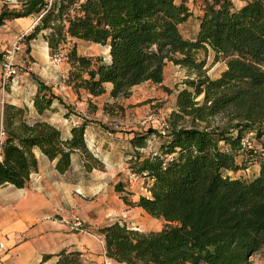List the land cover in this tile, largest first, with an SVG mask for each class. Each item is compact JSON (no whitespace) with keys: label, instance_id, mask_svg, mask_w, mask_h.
I'll list each match as a JSON object with an SVG mask.
<instances>
[{"label":"trees","instance_id":"obj_1","mask_svg":"<svg viewBox=\"0 0 264 264\" xmlns=\"http://www.w3.org/2000/svg\"><path fill=\"white\" fill-rule=\"evenodd\" d=\"M188 14L185 0H16L12 6L0 5V24L34 16L22 40L28 49V41L43 31L48 52L60 53L67 62L63 82L75 92L97 95L108 82L110 97L126 96L132 85L160 82L167 60L193 73L176 88L163 129H137L127 139L126 168L142 179L144 193L130 198L128 179L120 177L113 189L125 204L141 207L163 224L140 231L115 218L98 226L104 255L113 264H250L248 256L264 248V155L240 144L246 132L264 133V0H243L237 6L232 0H201L192 38L179 30ZM69 39L104 45L107 58L79 53L74 44L64 47ZM206 48L224 63L212 77L195 55ZM53 98L36 78V111L49 107ZM2 103L0 184H26L37 165L32 147L53 159L60 173L75 152L84 169L102 167L84 140L88 118L72 124L63 137L46 120L28 121L24 106ZM150 137L156 144L141 151ZM246 156H257V171L248 179L230 175L246 167ZM77 253L62 248L55 264H78Z\"/></svg>","mask_w":264,"mask_h":264},{"label":"crops","instance_id":"obj_2","mask_svg":"<svg viewBox=\"0 0 264 264\" xmlns=\"http://www.w3.org/2000/svg\"><path fill=\"white\" fill-rule=\"evenodd\" d=\"M28 16L15 18L25 19ZM33 20L34 16L30 17L31 23ZM34 39L28 41L29 51L32 50L31 41ZM63 64L59 87L67 89L80 99L83 96L97 99L101 94L110 97L108 82L105 83V91L97 95H91L84 90L73 91L63 82L67 70L64 58ZM43 83L57 95L54 92L55 87L44 81ZM53 84L55 86V82ZM35 90L36 75L24 71L17 84L6 85L2 99L7 103L24 106L28 121L40 118L56 125L63 137L68 136L70 126L79 122L82 116L88 118L84 114H66L65 102L61 99L63 102L56 103L57 98L52 99L49 107L37 112L32 104ZM112 133L113 130H107L102 122L88 118L84 128V140L87 147L102 161L101 168L84 169L80 157L75 152L71 155L69 168L60 173L54 168L53 159H48L37 147H32L37 165L36 169L30 172L26 184L20 187L10 183L0 184V238L5 244V248L0 251V264H55L57 252L62 248L65 252L78 251V264H86L90 260L100 263L107 258L104 255L102 236L96 231L98 226L111 221L110 218L105 220L104 215L123 213L130 208L139 207L125 204L113 189V182L117 177L110 174L109 167L115 169L114 174L120 170L128 174V170L125 156V166L119 167L121 149L118 159L110 158ZM131 133L132 131L123 132L127 145ZM257 169L258 164L255 172ZM107 184L111 196L115 198L116 208L106 202ZM43 254L48 256L42 258Z\"/></svg>","mask_w":264,"mask_h":264},{"label":"rangeland","instance_id":"obj_3","mask_svg":"<svg viewBox=\"0 0 264 264\" xmlns=\"http://www.w3.org/2000/svg\"><path fill=\"white\" fill-rule=\"evenodd\" d=\"M4 1L7 2L9 6L15 5L16 2V0H0V5ZM242 1L243 0H232L235 6ZM185 2L189 14L186 19L179 24V30L184 37L192 38L195 35L197 27L201 0H185ZM30 17L33 16L29 15L25 19L10 18L0 24V74L4 62L5 50L17 40L19 35H21V38L17 41L18 48L15 50L13 57L16 74L14 76H8L4 81L1 80L0 76V102L1 98L4 97V90L7 84H17L24 71H28L32 74L34 73L36 78L55 87L56 91L54 92L57 94L55 96L60 99H57L56 103L65 102L67 108L66 114L70 112L71 115H87L90 119L94 118L96 121L102 122L107 130H113L114 133L111 135L113 146L109 153L110 158L118 159L119 149H121L123 152L120 151L121 164L119 167H124V149H127L128 152V147L125 142L126 139L123 137V132L144 129L148 126H153L162 130L164 127V117L173 105L176 88L181 85V79L183 77L193 75V73L185 67L167 60L162 69V78L160 82L143 81L132 85L126 96H118L116 98H110L105 94L99 95L97 99L92 97L84 98V96L82 99L77 98L67 89L59 87L60 74L64 67L63 57L60 53L52 55L48 52L47 46L41 35L43 31L37 33L36 37H34L35 39L31 41L33 44L32 50L29 51V46L27 49L26 43L22 40V33H26L31 29L35 18L31 23ZM70 44H74L79 53L99 54L103 56L104 59L107 58V48L104 45L80 39H69L65 42L64 47ZM195 55L204 60L203 67L205 73L211 77L217 75L224 66L223 60L220 57L217 59L214 58L210 48H206L205 50L198 49ZM53 82H55V86ZM164 86L169 88L170 91H166ZM61 99L63 101H61ZM245 134L244 136L246 139L244 140L245 142L243 141L244 144L248 142L257 152H261L262 150V152L259 153L261 156L264 155V133L258 136H254L252 132H247ZM154 144H156L155 141L150 137L148 140V147L141 149V151L146 152L149 148H152ZM257 164V156H246V167L236 171H229V174L248 179L255 173ZM109 170L110 174H113L114 177H120L123 180L126 178L128 179L127 188L132 191L131 194L128 193L130 198L135 199L139 192L144 193V182H142L141 178L138 177L134 180H129V175L127 173L126 175L124 170H120L115 174V169L109 167ZM105 193L108 205L112 208H116V204L114 203L115 198L111 196L108 184L105 186ZM108 218L111 220L119 218L123 220L127 226L140 231L157 230L163 224L160 218L149 215L141 207H133L123 213L118 212V214L110 213L104 215L105 220ZM248 259L250 260V264H264V248L251 253ZM86 264H113V262L108 258H104L100 263L91 262L90 260Z\"/></svg>","mask_w":264,"mask_h":264},{"label":"built area","instance_id":"obj_4","mask_svg":"<svg viewBox=\"0 0 264 264\" xmlns=\"http://www.w3.org/2000/svg\"><path fill=\"white\" fill-rule=\"evenodd\" d=\"M20 38H21V35H19L17 37V40L15 42H13L8 49L5 50L4 62H3L2 69H1V74H0L2 81H4L8 76H14L16 74V68L14 66L13 57H14L15 50L18 48L17 41ZM2 101H3V99L1 98V102ZM2 135H3V132H2V130L0 128V144H1V141H2ZM244 135H246V134L244 133L240 137V144H242L244 146H252L248 142H246L247 145L244 144V142H245L244 140L246 139V137ZM261 152H262V150H261ZM128 175H129V180H134V179L138 178V174H135L133 172H129L128 171ZM4 248H5L4 240L2 238H0V251H2Z\"/></svg>","mask_w":264,"mask_h":264}]
</instances>
